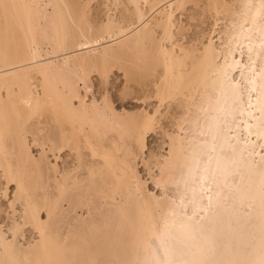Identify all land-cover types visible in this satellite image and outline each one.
Segmentation results:
<instances>
[{"label": "bare ground", "instance_id": "1", "mask_svg": "<svg viewBox=\"0 0 264 264\" xmlns=\"http://www.w3.org/2000/svg\"><path fill=\"white\" fill-rule=\"evenodd\" d=\"M95 1L0 0V264H264V0Z\"/></svg>", "mask_w": 264, "mask_h": 264}, {"label": "rangeland", "instance_id": "2", "mask_svg": "<svg viewBox=\"0 0 264 264\" xmlns=\"http://www.w3.org/2000/svg\"><path fill=\"white\" fill-rule=\"evenodd\" d=\"M96 1L95 2H92L93 8L95 7L94 8L95 11H96V9L99 10V11H101L100 9H102V8H100V7H102V6H99V4L96 3ZM95 3H96V5H95ZM202 16H204V17H202ZM211 17H213V16H211L209 13H206V12L205 13H202L201 9L198 11V9L196 10L194 8H189L182 15L181 14L178 15V18H179V21H180V25L179 26H181L180 28L184 32V39H183V41H185V42H187V41L189 42L190 41L191 42L192 40L194 41V40H197V39H199L201 37H204V36L208 35V33H210L212 31V29H213V21H214V19L211 18ZM195 18H197V19H195ZM219 26H220L221 29L224 28V24L222 23V21L220 22ZM219 26L217 28H219ZM218 33H219V31L214 34V38H215L216 43L219 45L220 44V41H219V37L218 36H220V35ZM110 77H111L110 80L113 82V84L111 86L109 84V87L112 88L113 85H115L116 87L114 86L113 89H112V91L110 89L109 92L111 91L110 94L112 95V97L114 95H116L118 97V94H119L118 92L121 89V86L124 85L123 84L124 83V77L121 74V72H119L118 70H117V73H116V70H114V72L111 74ZM93 80H94L95 86H96V84H97L96 83L97 82L96 77H93ZM112 82H110V83H112ZM115 82H117V83H115ZM97 87H98V85L94 88V92L97 93V94H100V93L97 92L98 91L97 90L98 89ZM118 87L120 89H118ZM114 88H115V91H114ZM116 96H114L113 98H117ZM130 101L127 102V104H128L127 107L129 106L130 108H132L136 104L139 105V103L133 101V99L130 100ZM165 121L166 120H164V123H165ZM164 125H167V123H165ZM162 141H163V139H162V136H161L160 132L159 133L158 132L157 133H153L151 136H149L148 137V147L146 149L147 150L146 151V155H149L150 151H152V150H154V151H160V149L158 147L161 146V142ZM156 149H158V150H156ZM161 150L162 151H165L164 149H161ZM34 152L36 154H38V152L36 151V149L34 150ZM140 161H139V171L141 172V175L145 179H147L148 178L147 169L144 166V164L142 163V161L141 162ZM155 173H156V170H155ZM148 186H149V188L151 190H154V184L151 182V180H148ZM0 187H1V184H0ZM13 188H14V185L10 186V188H9V193H10L9 194V197H12ZM2 201H3L4 204H7L6 203L7 202V199H3L2 198ZM0 220H1V218H0Z\"/></svg>", "mask_w": 264, "mask_h": 264}]
</instances>
